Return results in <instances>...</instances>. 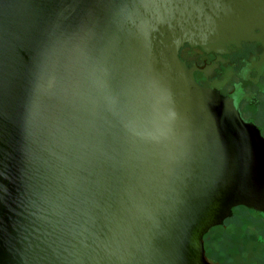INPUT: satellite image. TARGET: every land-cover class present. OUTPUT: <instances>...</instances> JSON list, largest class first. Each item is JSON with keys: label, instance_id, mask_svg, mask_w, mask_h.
<instances>
[{"label": "water", "instance_id": "water-1", "mask_svg": "<svg viewBox=\"0 0 264 264\" xmlns=\"http://www.w3.org/2000/svg\"><path fill=\"white\" fill-rule=\"evenodd\" d=\"M247 41L264 0H0V264H216L264 137L179 49Z\"/></svg>", "mask_w": 264, "mask_h": 264}, {"label": "flooded vegetation", "instance_id": "flooded-vegetation-1", "mask_svg": "<svg viewBox=\"0 0 264 264\" xmlns=\"http://www.w3.org/2000/svg\"><path fill=\"white\" fill-rule=\"evenodd\" d=\"M179 57L192 69L199 85L233 98L243 119L255 124L264 137L260 107L264 105V45L261 42H242L221 51L184 44L179 49Z\"/></svg>", "mask_w": 264, "mask_h": 264}, {"label": "rangeland", "instance_id": "rangeland-1", "mask_svg": "<svg viewBox=\"0 0 264 264\" xmlns=\"http://www.w3.org/2000/svg\"><path fill=\"white\" fill-rule=\"evenodd\" d=\"M206 256L216 264H264V216L229 217L215 226Z\"/></svg>", "mask_w": 264, "mask_h": 264}, {"label": "trees", "instance_id": "trees-1", "mask_svg": "<svg viewBox=\"0 0 264 264\" xmlns=\"http://www.w3.org/2000/svg\"><path fill=\"white\" fill-rule=\"evenodd\" d=\"M240 207H242V206H240ZM213 228H215V227H213ZM213 228H212V229H213ZM210 230H211V229H210ZM205 236H206V235H205ZM205 236H204V237H205Z\"/></svg>", "mask_w": 264, "mask_h": 264}]
</instances>
